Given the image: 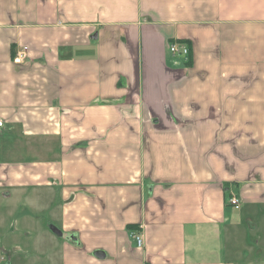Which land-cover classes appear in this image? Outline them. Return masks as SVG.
Instances as JSON below:
<instances>
[{"label":"crops","instance_id":"1","mask_svg":"<svg viewBox=\"0 0 264 264\" xmlns=\"http://www.w3.org/2000/svg\"><path fill=\"white\" fill-rule=\"evenodd\" d=\"M0 120V264H264V0H0Z\"/></svg>","mask_w":264,"mask_h":264},{"label":"built area","instance_id":"2","mask_svg":"<svg viewBox=\"0 0 264 264\" xmlns=\"http://www.w3.org/2000/svg\"><path fill=\"white\" fill-rule=\"evenodd\" d=\"M169 52L172 55H178V56H182V57H187L188 56V48L185 44H171L169 46ZM25 51L22 50L21 52L17 53L15 55V57L13 58V62L16 64H20L21 62H23L25 60ZM4 126V123L2 120H0V129ZM229 204L231 206L237 207L238 205V200L235 198H231L229 199ZM132 238L134 239L136 246L137 247H141L143 240H142V236L138 233V232H133L131 233Z\"/></svg>","mask_w":264,"mask_h":264}]
</instances>
